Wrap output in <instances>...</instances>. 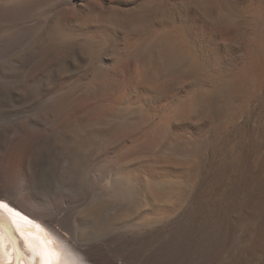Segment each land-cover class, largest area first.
<instances>
[{
	"label": "bare ground",
	"instance_id": "1",
	"mask_svg": "<svg viewBox=\"0 0 264 264\" xmlns=\"http://www.w3.org/2000/svg\"><path fill=\"white\" fill-rule=\"evenodd\" d=\"M59 1L0 0V51L23 47L19 55L7 51L12 67L3 73V83L55 88L53 78L79 71V78L68 80L71 85L56 87H74L90 99L98 86L80 83L91 69L102 72L101 54L129 63L121 81L124 93L113 107L72 117L54 135L39 138L41 146L50 143L75 165L84 164L82 175L90 184L108 178L98 186L107 198L93 203L88 215L113 229L93 248L77 250L64 230L39 215L42 220L28 218L33 222L28 224L9 214L11 234L0 226V264H43L42 241L57 254L53 264H264V0L249 9L253 22L238 45L233 44L240 26L235 0H196L210 25L209 39L220 42L208 54L200 53L199 39L188 36L175 18L169 23L170 12L158 0L125 5L128 0H103L64 12L59 20L55 13L54 20L46 8ZM91 23L97 29L89 30ZM111 33H121L122 52ZM19 72L26 75L19 78ZM69 95L55 93L41 103L39 114L55 116L72 105ZM159 99L172 104L156 117L151 106ZM137 129L146 134L139 146L120 149L113 160L110 154L99 159ZM24 157L29 160L30 153ZM5 187L23 198L14 184ZM109 197L117 201L111 212Z\"/></svg>",
	"mask_w": 264,
	"mask_h": 264
},
{
	"label": "rangeland",
	"instance_id": "2",
	"mask_svg": "<svg viewBox=\"0 0 264 264\" xmlns=\"http://www.w3.org/2000/svg\"><path fill=\"white\" fill-rule=\"evenodd\" d=\"M65 1L66 0H64V2L63 0L59 1L60 4L55 3L57 5V8H56V5L47 7L46 8L48 9L46 10L47 14L49 13L53 14L51 16H54L52 17L54 20H56L55 17H57L58 15L59 17L57 18L59 20V18L61 17V14L64 15L63 14L64 12L65 14L69 12L76 13L78 11V6H88V5H93L94 3L95 4L99 3L101 1L103 2V0H67L69 2L67 1L65 2ZM143 1L145 0H138V2L140 3H142ZM158 1L163 3L166 6L167 11L170 12V13L167 12L168 14H170L168 15L169 16L168 21L171 19V17L173 19L175 18L174 19L175 21L173 19L169 21L170 24H172L173 22H175L176 24L180 23V25L183 27V30L186 32L188 36L190 37L192 36V38L196 37L197 39H199L197 46H198V49L200 47L201 50L199 49V51L201 54L203 53L208 54V51H209L208 49H210L211 47H215L220 43V42H217L219 41L217 38L211 37V40L209 39L210 35L207 34V31L210 30V28H208V26L210 27V25L208 24V22L205 21L204 17H202L203 15L201 11L199 10V8L197 7L196 0H158ZM239 1L238 0L234 1L236 7L239 5L237 7V9L238 8L239 9L235 11V14L237 15L236 17H238V21H240L238 22L240 24L239 29L236 31L233 37V44H236V45H238L239 43L243 41L242 39L244 38V36L242 35H245L246 28L251 26L253 22V21H250L252 18H251V13H249L250 12L249 9H251L253 4L256 2V0H239ZM127 3L129 4V0L128 2H125L123 5ZM110 4H113V5H110ZM110 4H107V6L113 7V6L118 5V3H110ZM62 5H65V6H62ZM58 8L60 10L62 9V11H60ZM75 10L76 12H74ZM171 11H173L172 14H171ZM106 12L108 13L109 11L107 10ZM239 16H240V19H239ZM247 18H249L250 20ZM96 26L97 24L91 23L88 29L89 30H94V28L97 29ZM109 35H112L111 39L114 40L112 41V44H114L115 48H118L120 50L122 48L123 50L124 48L123 43H122L123 37L121 33H113V34L111 33ZM207 39L208 41L210 40V42H208ZM27 41H29V39H27ZM22 48L23 47L20 45V47L18 48V51L17 50L11 51L10 48H6L5 46H3L2 48L3 51L2 50L0 51V59L3 56L2 62L8 63L9 61L10 63V60L8 61L6 60V58H8L7 54H10L11 52L13 54L15 52L14 54L19 55L18 52L22 50ZM122 50L120 52H122ZM7 51L10 53H8ZM102 55L104 58V62L102 63L103 69L101 68L102 72L98 73L100 70V69L98 70V68L95 70L91 69L92 70L91 74L90 72L88 74L90 78L87 75L88 78L86 76L85 80L84 79L81 80V83H80L81 85L82 81H84L83 84H87L86 82H88L91 85V86L89 85V87L98 86V88H96L95 91L93 92L94 95H92L90 99H84L80 97V95H78L79 93L78 90L77 89L75 90L74 87H73L74 89L72 87H56L57 85L58 86L71 85L68 80H70V78L74 79L73 76L75 75L76 76L79 75L77 77L75 76V78H79L82 73L80 72L79 74V71H76L75 73H73V75L69 78L64 75L57 79L53 78V82L51 83L50 86H55V88L54 87H48V88L47 87H40V88L39 87H28V88L18 87L17 88L15 87L16 84H14L13 86L7 87V85L3 83V80H4L3 76L5 72L12 67L11 65L12 62L10 63V65L7 64V67H8L7 68L5 67L6 63L2 64L0 60V194L6 195L7 197L11 198L13 201L17 202L18 204H21L23 207H26V208L28 207L29 210L39 215L40 217L45 219L47 222L51 223L52 225L54 224L53 226L57 227L58 229L62 231L64 230L63 232H65L69 237L73 239L71 240L73 241L74 247L77 250H79L80 247H85V246L93 248L100 242L107 239L111 229H113L111 227L109 228L104 227L101 220L95 219L93 216L88 215V210H89L88 208H92V206H95L94 205L95 203L97 202L99 203V201L102 202L101 201L102 199L105 200V198H107L104 192L101 191V187H98V186L99 185L101 186L102 183L108 180V178L104 180L102 183H100V180H97V181H94L93 183L91 182L90 184L87 181V179L83 177L82 175V170L86 168L84 167L85 166L84 164H79L78 166L75 165L71 159H69L62 153V150L60 148H59L60 149L59 151L57 150L58 148H55L50 143L47 144V146L45 147L41 146L39 143V138L42 137L44 134H46L48 137L51 136L50 134L52 131L55 133L56 132L55 129L58 126H61L63 124L65 125L66 121H70L72 117L74 118V117L83 115V113L86 115H89V114H93L96 112H103V110L106 111L117 103V101L120 99V97L124 93V85H122L121 81L129 73V63L125 59H122V58L116 60L115 57H113L114 55L111 53L105 52L101 54V56ZM20 74L23 75L21 76V78H23L26 75V72H24V74L23 72H19V75H18L19 78H20ZM86 79L89 81H87ZM90 79L92 80V82L90 81ZM81 86H85V85H81ZM86 86H88V84ZM70 89L73 90V92H71ZM22 90L24 91V93ZM63 91H66V92L68 91L69 93H71V96L69 95L68 98L69 100H70V97L71 99H73L70 102L72 105L62 106L59 108V110H57L54 113L55 116L57 115L60 116V117L57 116V118L59 119H57L54 115H51L47 119L41 116L39 114V111H40L39 108H41V106L47 100H49V98L51 99L55 93H59ZM101 96L104 97L103 98L104 100L102 99ZM168 104H172V103H169V101L164 100V99H159V101L155 100L154 105L152 104L151 106L153 107L152 108L153 112L154 111L156 112V113L154 112V114H156L155 116L157 117L158 115L162 113L161 109L163 110L167 108L166 106H171ZM84 107L86 108V110H84ZM74 112L76 115L74 114ZM23 121H24V124H23ZM35 122L37 123L39 122L41 126H36ZM53 132H52V135H54ZM143 132L145 134V131H143L142 129H139V130L137 129L133 132L131 131L130 133L125 134L117 142H115L114 144H111L108 147V149L104 150L102 154L100 155L99 159L105 160V158L109 159L112 156L111 159L113 160L114 155L117 152H122V151L128 152L129 149L131 150L135 146H139L142 143L143 138L146 135V134L143 135ZM130 138H134V139H130ZM12 143H14V145ZM46 148H48L49 151ZM26 153L27 154L30 153L29 160H26L24 157ZM15 175L16 176L19 175L18 181L15 180L16 178ZM77 181H78V184H77ZM8 184H11V185L14 184L16 186V189H18V192L19 193L22 192L21 195L23 194L22 196L23 198L17 196V194L15 193L17 191L6 188L5 186ZM95 187H97L98 189ZM106 200L109 201L108 204H110V201H111V204L108 205L109 207H107L108 209L107 212H111L112 210H114L116 199L109 197Z\"/></svg>",
	"mask_w": 264,
	"mask_h": 264
},
{
	"label": "snow or ice",
	"instance_id": "3",
	"mask_svg": "<svg viewBox=\"0 0 264 264\" xmlns=\"http://www.w3.org/2000/svg\"><path fill=\"white\" fill-rule=\"evenodd\" d=\"M9 214L12 218H18L19 220H23L28 224H32L33 222L28 220V217L22 216L20 212L15 211V209L10 208L7 203H4L3 200H0V226L7 228L9 233L11 234V221L9 218ZM37 229L40 228L39 225H35ZM14 243L17 244V251L19 252L18 248V241L15 240L13 236ZM43 247L42 255L44 257L43 264H53V257L56 256V253L50 252L47 248V244L45 242H41ZM29 247L31 248L32 245L29 243ZM19 258H22V254H20Z\"/></svg>",
	"mask_w": 264,
	"mask_h": 264
},
{
	"label": "water",
	"instance_id": "4",
	"mask_svg": "<svg viewBox=\"0 0 264 264\" xmlns=\"http://www.w3.org/2000/svg\"><path fill=\"white\" fill-rule=\"evenodd\" d=\"M0 198L4 199L3 200L4 203H10V204L14 205L15 207H18L20 209V211H24V213H27L28 214L27 217L29 219L33 220V217H34V218H38V219L42 220L41 218H39V216L37 214H35L34 212H32L31 210H29L27 208H24L21 204H18L17 202L13 201L11 198L7 197L6 195L0 194Z\"/></svg>",
	"mask_w": 264,
	"mask_h": 264
}]
</instances>
